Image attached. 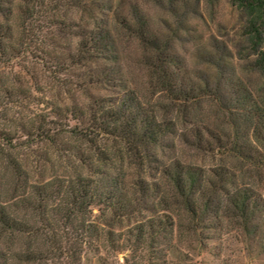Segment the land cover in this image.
<instances>
[{"label":"trees","instance_id":"obj_1","mask_svg":"<svg viewBox=\"0 0 264 264\" xmlns=\"http://www.w3.org/2000/svg\"><path fill=\"white\" fill-rule=\"evenodd\" d=\"M86 1L0 0V264H42L49 259H60V264H80L79 254L70 248L64 251L56 245L43 251L11 248L14 240L35 231L22 217L21 210L29 209L39 216L47 204L57 199L55 211H68L72 204H99L110 210L113 220L132 213L146 198L157 197L160 204L179 206L192 222H199L214 209L210 193L225 184L234 188L227 191L223 205H216L217 208L237 217L249 235H258L259 246L263 248L262 187L245 177L252 174L264 182V89L250 87L241 79L232 89H225L220 59L210 54L205 60L215 66V71L185 80L170 69L172 60L167 51L169 36L176 34L177 29L169 24L161 35L146 30L145 17L138 12L116 19L143 47L140 62L146 69L150 87L165 95L164 110L185 114L197 101L208 99L232 125L231 133L224 137L195 127L182 132L181 141L199 151L235 156L240 174L218 167L214 169L217 179L209 181L210 186L204 192L202 169L172 160L160 168L165 194L160 193L157 182L138 180L133 193L135 203L116 177L102 186L79 172L73 177L64 174L43 177L42 168L49 160L50 150L60 146L58 150L73 153L83 167L101 158H111L100 147V139L114 143L118 148L115 157L121 156L130 165L143 168L152 156L150 148L175 131L174 119L157 120L152 111L141 109L137 98L128 93L113 100L89 94V103L79 105L76 101L71 106L60 103L61 99L50 101L49 95L53 93L89 91L94 85L108 82L116 73L110 67L94 66L101 58H115L111 28L84 26L70 17L71 11L80 10ZM234 2L248 15L244 32L257 53L248 67L260 73L264 86V49L257 51L264 27V0ZM69 38L76 40L64 45L63 40ZM45 105V109L35 110ZM68 115L74 116L79 125L64 122L62 116ZM237 177L242 180L239 184L235 183ZM197 192L203 196L200 207L194 201ZM69 211L72 212V207ZM165 217L148 222L151 238L166 229Z\"/></svg>","mask_w":264,"mask_h":264},{"label":"rangeland","instance_id":"obj_2","mask_svg":"<svg viewBox=\"0 0 264 264\" xmlns=\"http://www.w3.org/2000/svg\"><path fill=\"white\" fill-rule=\"evenodd\" d=\"M134 12L145 17L146 30L158 35L169 24L177 29L176 34L169 36L167 51L172 60L170 69L185 80L194 79L202 72L210 75L215 71V66L205 60L210 54V57L220 59L225 89H232L238 79L260 91L264 89L260 73L248 67L257 56L244 32L248 15L234 0H87L80 10L71 11L70 17L84 26L106 25L111 28L115 37V58H101L94 66L110 67L116 73L108 82L94 85L89 91H75L70 95L53 93L49 95L50 101L60 102L58 99H61L60 103L71 106L76 101L79 105L89 103V94L113 100L128 93L137 98L141 109L152 111L157 120L174 119L175 131L160 138L150 148L152 156L143 168L130 165L128 159L121 156L115 157L118 148L113 146L114 143L100 139V147L111 158H101L83 167L73 153L58 150L60 146L50 150L49 160L42 168L43 177L50 178L54 174L73 177L79 172L97 180L98 186L107 185L112 177H116L129 190L135 203L136 194L133 193L138 180L157 182L160 193L165 194V180L160 168L172 160L200 167L204 192L210 186L209 181L217 179L214 169L218 167L238 176L239 162L235 156L199 151L181 141L180 134L195 127L224 137L231 133L232 125L228 117L216 112L215 105L208 99L197 101L185 114L178 110H164L166 97L150 87L146 69L140 62L143 47L122 29L116 19V16L128 18ZM75 40L65 39L63 44L70 45ZM259 40L257 51L264 49V27ZM46 107H36L35 110ZM62 120L69 126L79 125L74 116H62ZM245 180L260 185L264 197V182L259 177L248 174ZM235 181L239 184L242 180L237 177ZM233 188V185L225 184L210 193L214 209L211 208L199 222H192L179 206L160 204L157 197H148L140 204L137 202L139 206L132 213L113 220L110 210L99 204H72L68 211H55L58 202L55 199L39 216L32 210H21L22 217L35 231L14 240L11 248L40 251L51 245L61 251L70 248L79 254L80 264H264V247L259 246L258 235H249L237 217L216 206L223 205L227 191ZM201 194L197 192L194 198L197 207L201 204ZM71 207L72 212L69 211ZM165 215L166 229L151 238L147 232L148 222L159 218L164 220ZM59 261L49 259L42 264H60Z\"/></svg>","mask_w":264,"mask_h":264}]
</instances>
